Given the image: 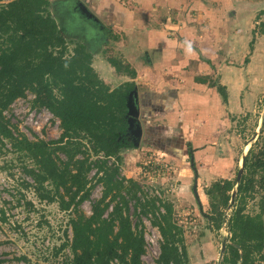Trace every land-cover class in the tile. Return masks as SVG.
<instances>
[{
	"label": "rangeland",
	"instance_id": "374dc122",
	"mask_svg": "<svg viewBox=\"0 0 264 264\" xmlns=\"http://www.w3.org/2000/svg\"><path fill=\"white\" fill-rule=\"evenodd\" d=\"M7 1L0 0V8ZM78 3L88 13L81 11ZM46 10L65 40L64 57L71 56L74 47L83 44L90 54L96 77L105 81L108 89L125 83L124 75L131 77L123 68L115 70L109 59L135 70L132 90L136 91V107L126 103V116H129L130 129L140 127L142 134L136 137L128 130L132 146L119 150L120 175L140 184L138 196L155 195L171 203L172 220L183 231L188 264H219L218 259L227 255V246L231 243L226 222L239 200L233 201L235 185L228 192L230 196L234 194L226 205L218 194L211 197L205 191L214 181H236L241 158L260 134L261 117L264 118V35L253 36L252 30L259 21H264V0H148L145 3L144 0L139 3L135 0H48ZM4 39L5 34H0L1 43ZM175 44L193 51L204 62L203 74L200 73L203 69L197 74L187 69L181 78L202 81L214 87L221 98V106L215 105L211 98L209 106H197L192 113L198 118L203 115L200 119L206 121V129H212L208 138L186 137L175 124L167 132V139L155 133L150 135L153 126L169 124L163 116H168L172 109L163 113L153 105L142 109L139 98L157 95H151L154 91L147 90L144 82L137 80L139 67L132 68V64L135 61L144 64L145 56H160L159 52H163V60L168 65L171 58L164 56V52ZM164 65L160 60H153L145 67L147 70L141 79L145 74L148 78H163L158 85L166 88L168 83H174L171 78L177 74L170 73ZM95 67L103 73H97ZM226 67L232 69L225 70ZM119 75L123 78H118ZM223 75L230 82L222 83ZM214 85L225 87L224 103ZM51 89L55 97H60L58 87L52 85ZM132 90L126 102L132 97ZM33 94L30 89L26 90L24 96L12 102L14 105H9L4 115L14 135L22 133L31 141H53L61 133L59 119L37 104ZM28 108L34 112L27 114ZM210 112L213 115L208 117ZM143 129L150 130V136H144ZM56 147L57 144L49 146L52 156L59 163L65 162L66 150ZM64 147L72 151L78 147L74 159L87 157L92 163L102 157V153L92 151V143L83 133L68 138ZM114 160L110 158L109 163ZM24 167L38 171L34 160L23 151H14L8 143H0V264H72L70 219L78 214L91 215V206L101 195L102 184L97 180L100 174L97 176L96 168H91L85 175L89 196L78 205L63 209L57 198L52 201L40 198V194L53 193L51 182L38 183L23 171ZM243 172L242 166L241 175ZM260 193L257 190L245 197L241 203L245 213L258 212ZM120 196L127 197L123 190L116 198ZM135 205L136 198L128 199L122 212L133 230L144 236L142 264H155L161 241L158 229L151 224L150 215H144ZM104 213L107 216L108 208ZM262 218L264 221V213ZM222 242L225 250L220 257ZM259 263L264 264L263 260Z\"/></svg>",
	"mask_w": 264,
	"mask_h": 264
},
{
	"label": "trees",
	"instance_id": "16d2710c",
	"mask_svg": "<svg viewBox=\"0 0 264 264\" xmlns=\"http://www.w3.org/2000/svg\"><path fill=\"white\" fill-rule=\"evenodd\" d=\"M47 4L48 0H8L0 8V34H5L3 43L0 42V143H8L14 151H23L34 160L38 171L25 167L23 171L40 184L49 180L53 193L40 194V198L49 201L57 198L55 200L63 209L76 206L89 196L85 175L91 168H96L97 176L100 174L97 180L102 184L101 195L98 202L92 204L91 215L78 214L70 219L72 264H142L144 236L133 230L122 212L130 198H136L135 206L144 215L149 214L151 224L158 229L161 241L155 264H188L183 231L172 220L171 203L155 195L138 196L140 184L119 172V150L132 146L127 136L126 96L134 88L133 82L126 81L119 87L108 89L96 77L90 54L83 44L75 46L71 56L64 57L65 40L46 10ZM256 33L264 35V21L254 26L252 35ZM109 62L115 70L123 68L131 77L135 75L134 70L122 67L119 61L109 59ZM52 85L59 88L60 97L53 95ZM214 86L225 102V87ZM29 89L37 104L58 117L61 133L57 139L31 141L22 133L13 134L4 112ZM157 96L143 98L140 102L142 109L153 105L155 110L163 113L171 108L169 92ZM172 128L153 126L150 135L155 133L167 139V132ZM80 133L89 138L92 151L102 153V157L92 163L87 157L74 159L78 147L72 151L64 144L68 138L73 139ZM50 144L66 150L65 162L56 161L49 149ZM110 158L115 159L113 163H109ZM243 169L239 181H214L205 191L211 197L218 194L226 205L231 197L228 192L235 185L233 201L239 200L236 205L234 203L233 214L226 222L231 243L220 264H259L264 260V118L260 134L243 156ZM122 190L127 197L117 199ZM257 190L261 192L259 210L250 215L244 212L241 203L249 193ZM107 208L109 213L105 216ZM214 211L218 212L216 208Z\"/></svg>",
	"mask_w": 264,
	"mask_h": 264
},
{
	"label": "crops",
	"instance_id": "0c3cea01",
	"mask_svg": "<svg viewBox=\"0 0 264 264\" xmlns=\"http://www.w3.org/2000/svg\"><path fill=\"white\" fill-rule=\"evenodd\" d=\"M135 1H137L139 3L141 0H135ZM146 1H148V0H144V3ZM95 2L98 3L97 1H95ZM143 5H145V4H143ZM164 53H165L164 56L171 58V62L168 63V65L166 64L165 60H163V52H159L160 56H158V55L155 57L145 56L144 64L142 63L143 61L142 62L139 61L138 63H137V61L133 62L132 68L139 67L137 70V72H138L137 80L140 83L144 82V87L147 90L149 89V91H154V93L153 92L150 93L151 95H159L160 93L165 94V92H160L161 90L167 91L171 94V96H172V100H171L172 111L170 113H168V116H163L169 122V124L167 126H171L172 124H175L177 126L179 132H181V133L183 132L184 136H186V137H191V138H200V137L201 138H204V137L208 138V137H210L209 135H211L210 132H212V129H210V127L209 128L207 127V129H206V127H205L206 121L200 119L203 115H201V117L198 118L197 115H196V117H193L192 113L194 111V108H197V106H200L201 108L205 105L209 106L210 105L209 100L211 98L214 100L215 105L221 106L222 105L221 104L222 103L221 98H220L219 94H217L215 92L214 87L213 88L208 87L202 81L200 83H196L192 80V78H190L189 80L188 79L185 80L184 78H181L183 74L187 73V69L189 71L195 70V74H197V72H200L204 68V62L193 51H190L188 49L183 50L177 44H175L173 46V48H169ZM153 60L154 61L160 60L162 62V64H165L164 67L167 70H169L170 73L177 74V77L171 78L174 83L170 82L167 84L166 88L162 89V86L158 85V84H161L159 82L161 80L163 81V78H161V80L158 78H150V77L148 78L147 74H145L144 78L141 79L143 73L146 72V70H147V68L145 69V67L150 65V63ZM95 68H96L95 70L97 73L98 72L100 74L103 73V71L99 67H95ZM227 69L231 70L232 68L226 67L225 70H227ZM235 69H237V68H235ZM204 70L205 69H203L200 73L203 74ZM120 75L123 76V74H120ZM120 75L118 76V78H123ZM124 76L126 77L125 81H133L134 80L133 77L129 78L126 75H124ZM116 79H117V77H116ZM226 80L229 81L224 75L220 78V81L222 83L226 82ZM147 93H148V91L146 92V96H147ZM143 98L148 99V97H141V98H139L140 102L142 101ZM126 100H127V96H126ZM208 111H209V109H208ZM210 115H213V113L210 112V114H208V117ZM196 118H197V120H195ZM192 119H193V121L191 122ZM207 123H210V121L208 120ZM128 124L130 125L129 121H128ZM149 132H150V130H148V129L144 130L143 129V135L144 136H149L148 135ZM140 134H142V129H141ZM205 150L206 149H204L203 152H205ZM194 153L196 154V151H194ZM263 253H264V248H263ZM220 260H221V258H219L217 262L219 263ZM263 262H264V260H263Z\"/></svg>",
	"mask_w": 264,
	"mask_h": 264
},
{
	"label": "water",
	"instance_id": "95a60500",
	"mask_svg": "<svg viewBox=\"0 0 264 264\" xmlns=\"http://www.w3.org/2000/svg\"><path fill=\"white\" fill-rule=\"evenodd\" d=\"M78 5H80L81 11H84V13H88L86 11L87 10L86 7H84L81 3H78ZM131 96L132 97L131 98L129 97V99L127 101V104H128L129 107L135 108L136 107L135 106V102L137 100V96H136V91L135 90H132ZM262 119L263 118L261 117V121H262ZM130 128H131V123H130V125H128V130L131 133V135L136 136V137H138V135H140V133H141L140 127H137L136 130H134V129L131 130ZM259 130H260V128H259ZM242 166H243V157L241 158V167L237 170V173H236V177H235L236 181H239L240 175L242 173ZM193 190L195 191V187H193ZM233 194L234 193H231V200H232ZM224 249H225V243L222 242L221 243V249H220V257L222 255Z\"/></svg>",
	"mask_w": 264,
	"mask_h": 264
},
{
	"label": "built area",
	"instance_id": "2783aa9c",
	"mask_svg": "<svg viewBox=\"0 0 264 264\" xmlns=\"http://www.w3.org/2000/svg\"><path fill=\"white\" fill-rule=\"evenodd\" d=\"M34 96V95H33ZM18 99H16L14 102H16ZM15 103H13V104H11V105H14ZM26 112H27V114H29V113H32V112H34V111H30V109L28 108V109H26ZM24 119V117H22V119L21 120H23ZM32 119V118H31Z\"/></svg>",
	"mask_w": 264,
	"mask_h": 264
},
{
	"label": "flooded vegetation",
	"instance_id": "af4514ba",
	"mask_svg": "<svg viewBox=\"0 0 264 264\" xmlns=\"http://www.w3.org/2000/svg\"><path fill=\"white\" fill-rule=\"evenodd\" d=\"M127 117V120H128V118H129V116H126ZM128 130V129H127Z\"/></svg>",
	"mask_w": 264,
	"mask_h": 264
}]
</instances>
